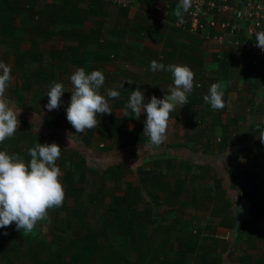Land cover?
I'll use <instances>...</instances> for the list:
<instances>
[{"label": "trees", "instance_id": "1", "mask_svg": "<svg viewBox=\"0 0 264 264\" xmlns=\"http://www.w3.org/2000/svg\"><path fill=\"white\" fill-rule=\"evenodd\" d=\"M81 2L83 1L43 0V5L39 8L37 0H0V42L7 45L8 53L14 57V68L23 71L31 63L38 62L40 70L33 74L49 89L54 77L50 73V67L44 64L46 59L48 62H58L54 66V75L55 71L62 67L68 71L70 66L76 65L78 68L83 67L86 72H91L116 61L121 44L104 37V33L123 39L126 29L118 19L117 12L120 8L115 7L116 14L103 2L91 1L87 2L86 6ZM140 4H144V0H141ZM111 13L115 15L111 17ZM24 14L27 19L21 17ZM39 17L46 18L47 26H43L41 21L36 24L31 21ZM111 18H114V21L110 20ZM88 20L91 21V26L86 30L85 24ZM108 20L113 23L109 24ZM50 24L56 30L49 29ZM44 33L48 37L42 39ZM28 35L31 47L26 50L21 44ZM50 36L64 40V45L61 48L51 45L48 52H43L41 42L49 40ZM254 59L257 60V64L253 65L264 66L260 58L254 56ZM28 87H30L28 83L23 85L24 89ZM114 89L119 91L117 86ZM102 90L103 86L100 92L105 95ZM64 94L66 101L61 108L63 116H66L71 93ZM109 105L113 113L100 116L98 128L76 133L67 121L64 135H60L66 137L68 144L67 136L72 134L66 147L71 146L81 153H86L85 149L94 138H97L107 147L99 148L104 156L97 162L88 161L92 165L85 164V167L101 177L117 174L116 177L120 180L131 173L136 177L138 185L134 186L128 182L124 194L117 195L104 189L98 180L94 181L96 188L93 189L92 183L85 179V174L65 168L63 182L66 197L63 205L66 216L59 221L55 214L49 213L47 233L50 241L18 232L13 229V225L0 228V264H185L186 260H190L189 264H221L223 259L220 253L214 248L205 249L201 246V242L198 241L199 235L195 232L174 230L171 226H165L170 224L167 221L149 230V225L157 219L158 193L170 189L172 195L178 196L180 191L185 189V178L178 174L180 170L178 160L172 156L155 158L150 165L148 162L146 165L148 167H144L141 158L131 157L133 155L131 150L135 151V146L139 142L143 143L145 138L142 134L124 131L118 126L117 113L125 109L126 102L118 98H109ZM131 116L132 114L128 112L126 118L129 119ZM37 133L39 132H24L20 128L14 137L6 139L2 143L3 146L0 145V150L11 145L13 154L21 155L27 162L30 160L28 149L37 142L50 143L45 133H42L43 141H37L35 138ZM126 133L135 142L131 144L129 142L133 140L129 142L126 140L125 146L116 149L115 142ZM121 144L122 142L119 145ZM62 165L61 168L64 167ZM206 165H199L198 176L193 174L198 182L203 183L207 177L209 168ZM170 177L173 178V187L167 182V178ZM222 191L216 190L220 198L216 196L211 201L215 207L214 213L217 212L216 215L220 218L219 226L234 228V216L228 217L226 213L227 210L231 212L232 203L230 199H223ZM144 192L148 198L144 196ZM208 196L211 197V192ZM68 198L71 199L69 202L66 201ZM190 203L191 201L181 202V206L187 207ZM252 207L253 205L250 213ZM94 209L98 216L89 223V219L85 218L86 214H90ZM223 212L224 214H221ZM242 228L243 223L236 231L233 245L235 248L239 245Z\"/></svg>", "mask_w": 264, "mask_h": 264}, {"label": "crops", "instance_id": "2", "mask_svg": "<svg viewBox=\"0 0 264 264\" xmlns=\"http://www.w3.org/2000/svg\"><path fill=\"white\" fill-rule=\"evenodd\" d=\"M117 13L120 22L127 28L124 33L126 47L124 49L123 45L116 61L108 64L111 70L105 82L119 88L120 101H127L134 88L143 91L146 103L153 95L162 99L169 94V89L173 87L172 75L168 71H151L150 62L153 60L165 65H187L195 74L193 91L188 94L189 103L181 108L177 106L171 113L173 119L169 121L167 135H173L172 142H164L158 149H153L146 137L143 143L139 142L135 146V151L131 150L132 157L139 159L143 152L148 154L145 160L142 159L146 166L158 158L154 157L156 153L165 152L166 157L172 156L178 160V174L182 177L186 179L183 172L191 170V178L200 183L197 189L201 191L203 183L198 182L193 174L198 176L199 165L207 164L209 170L205 180L212 176L213 185L210 192L224 190L223 199H230L232 203L231 212L226 211L228 217L234 216L233 206L240 200L248 199L250 208L253 205L249 218L241 222L243 230L239 245L233 247L236 235L233 228L218 225L220 218L217 212L214 213L213 202L204 201L205 198L210 199L208 192L197 189L190 200L181 202L191 201L188 206L205 202L207 208L201 213L196 212L195 216L191 213L182 220L180 230L199 232L201 246L216 249L223 259L221 264H264V143L259 138L264 132V66L253 65V52L243 51L229 43L207 41L201 34L185 32L166 22L152 20L142 4L120 8ZM205 70L206 79L200 87H196L199 75ZM217 82L223 85L225 107L214 110L205 103L203 97L208 94L211 84ZM122 84L123 87H120ZM5 96L11 104L22 109L18 117L19 129L32 128V133L43 125L46 128H41L46 131L44 133L48 140L53 132L64 133L65 124L47 126L48 122L39 112L22 104L21 94L13 99L8 98L7 92ZM124 108L118 112L125 116L127 109ZM39 118L42 123L38 126ZM134 133L145 135L139 131ZM63 138L66 139L65 136ZM85 150L87 165H92L89 163L97 162L104 156L99 148L88 146ZM184 192L186 185L178 197L182 198ZM215 193L214 198H220L219 192Z\"/></svg>", "mask_w": 264, "mask_h": 264}, {"label": "clouds", "instance_id": "3", "mask_svg": "<svg viewBox=\"0 0 264 264\" xmlns=\"http://www.w3.org/2000/svg\"><path fill=\"white\" fill-rule=\"evenodd\" d=\"M192 5V0H179L175 15L183 23V13ZM251 39V38H249ZM256 46L264 50V31L255 32ZM150 70L168 71L173 78V87L169 94L157 98L151 96L145 102L143 91L134 89L129 96L126 109L131 110V118L140 119L145 113L143 133L149 138L148 144L158 149L167 139L169 121L177 106L188 104V94L193 91L195 74L187 65L169 64L153 60ZM12 79L9 65L0 61V144L6 139L14 137L19 129L21 107L11 104L5 96ZM105 76L100 70L86 72L83 67L77 68L70 76L72 91L70 102L66 108V119L76 133L98 128L99 117L103 114H112L109 98L117 99L120 92L109 89L103 95L100 89L104 85ZM131 83L130 81H128ZM123 87V84L120 86ZM196 87H199L197 84ZM66 92L62 83L53 82L46 93L48 102L45 105L48 111L56 110L61 106L62 94ZM223 85L219 82L211 84L209 92L203 97L205 103L214 110L223 109ZM128 117V112H125ZM33 116V121H34ZM42 123L39 118V124ZM259 128L260 125H257ZM68 134L67 140L70 143ZM264 143V132L259 136ZM30 160L25 162L19 154H9L0 150V228H7L13 223L24 234H31L41 222L49 221V213L60 208L65 200L66 193L60 179L62 172L56 161L61 156V147L56 143H36L28 149Z\"/></svg>", "mask_w": 264, "mask_h": 264}, {"label": "rangeland", "instance_id": "4", "mask_svg": "<svg viewBox=\"0 0 264 264\" xmlns=\"http://www.w3.org/2000/svg\"><path fill=\"white\" fill-rule=\"evenodd\" d=\"M82 1H83V2H81L82 5L86 6L88 4L86 0H82ZM37 3H38L37 6L40 8L43 5V0H37ZM106 5H107V7H109L111 9V12H113V13L117 12V9L115 7L112 8L113 6L111 7V5H108V4H106ZM110 9H108V10H110ZM114 11H116V12H114ZM113 13H111L112 14L111 17H113L115 15ZM21 17L23 19L28 18L25 14L22 15ZM110 20L114 21V18H111ZM19 21H20V18L17 19V23H19ZM31 21L34 24L41 21V24L43 26H47L46 18L42 19L41 17H39L37 19L34 18ZM108 23L112 24L113 22L108 20ZM85 25H86L85 29L87 30V28L89 26H91V21L88 20ZM121 25L125 26V24H123V22H121ZM49 29L56 30V28H54V26H52L51 24H50ZM47 37L48 36H46L45 33L42 35V39L47 38ZM104 37L118 41L121 44V48L123 47L124 43H126V41H125L126 35L125 34H124V37L122 39L121 37L117 38V36L105 32ZM21 45H22V48L26 49V50L31 47L30 46L31 45L30 35H28L26 37V39L23 40ZM51 45H56V47L61 48L64 45V40L57 38L56 36H50L49 40H42V42H41L42 51L43 52L48 51L49 48L51 47ZM90 47H93V45H90ZM125 47H126V45H124V49H125ZM13 58L14 57L11 54H9L7 51V45L3 42H0V61L9 65L11 68L12 79L9 83V86H13V87H8L6 90V92L8 94V98L13 99L16 96L17 97L20 96V94H21L23 96L22 104L25 107H29L30 109H34L37 112H39V115L42 116L48 122L47 126H52V125L63 126L64 124H66L67 119H66V116H63V114H62V108H61L62 106H60L58 109L52 110V111H48L45 107V105L48 102V96L46 94L48 91L46 90L44 84L42 82H40V80L33 74L34 72H36V70L37 71L40 70L39 63L38 62L31 63L29 66H27L28 68H26L22 71L21 69L14 68ZM46 61H47V59H46ZM44 64L50 67V73L53 74L54 82L62 83L65 87V91L70 93L72 91V85L70 83V76L78 67L76 65H72L69 67V71L63 70L64 67H62V69H57L55 71V75H54V73H53L54 66H56L58 64V62L50 61V62H44ZM98 70L102 71L104 76L107 77L110 70H111V65H108V66L103 67V68L98 69ZM26 83H28L30 87L24 89L23 85ZM109 89H114V87L109 82H107V83L104 82L102 91L107 94V91ZM126 100L127 101L124 100V102H126V104H127L128 99H126ZM61 101H62L61 105L63 104V102L66 101V96L64 93L62 94ZM127 112H131V110L127 109ZM117 116H118V126L122 127L124 129V131L126 130V131H130V132H134V131L143 132L142 128L144 127V121L146 118L145 113L141 114V117L139 120H137L135 118H129L128 119L123 115V113H119V112H118ZM41 127L46 128L43 125ZM41 127L34 129V132L35 131L39 132V133L35 134V138L39 142L43 141L42 140V133L46 132ZM21 129H22V131L28 132V133H30L33 130L32 128H27V127H24V128L22 127ZM52 131H53V129H52ZM50 133H52V132H50ZM58 134H59V136H58ZM143 137L146 138L147 136L144 135ZM49 139H50V143H56L61 147V156L56 161V164L58 167L61 164H63L62 166H64V167L60 168L61 172H62L60 179H61L63 185H64L63 173H64L65 168H67V169L71 168V169H74L75 171H78L79 173H83V175L85 174L84 175L85 179L87 178L88 183H92L91 185H93V189L96 186V182H94V181L98 180L105 187L104 189L110 191L111 193H115L117 195L118 194L119 195L124 194V189H125L128 182H131L132 185H137L138 181H137L135 176L131 175V173H128L124 177V179L120 180L116 177L117 174H107V175H104L103 177H101V175L98 176L97 174H94L92 172V170H88L87 167H85V164H86L85 155H87V154L81 153L78 149L72 148L71 146L66 147L68 144H66V140L63 139V136H61L60 133H54L53 132L52 136H50ZM126 140L128 142L130 140H133L132 142H129L131 144L133 142H135V140L132 139L126 133V134H122L120 140L115 142L114 147H116V149H118V150L121 149L123 146L126 145V142H125ZM172 140H173V135H171V134L167 135V139H166L165 143L172 142ZM216 141L220 142L217 139H216ZM121 142H122V144L119 145ZM0 145L3 146V144H0ZM90 146L92 148H101V147L107 148L106 145H104L103 143H100L97 140V138H94V140L91 141ZM11 147H12L11 145L8 147L4 146L3 150L7 151L9 154H13ZM63 147H66V148H63ZM68 148H70V149H68ZM139 155H140V153H139ZM147 156H148V154L143 152V154L140 155L139 157H141V159L145 160ZM155 156L162 158V157H166L167 153H165V152H162L160 154L156 153L154 155V157ZM147 160H149V159H147ZM151 160H152V158H151ZM252 164H254V163H252ZM144 167H148V166H145V164H144ZM185 171L186 172H183V174L186 175L185 176L186 177V179H185L186 192L182 193V198L180 196L178 197V196L172 195L170 189L163 190V191H160L158 193V197L159 196L160 197L158 198L159 205L156 206V210H157L156 218L157 219H154V222L151 223V225H149L150 231L153 230L155 227H157V225L159 223H163L164 221H168L169 219H170V224H167L165 226H171V228H173L174 230L182 229V225H180L182 220L189 217L191 213H192V216H195L196 212L200 211V213H201L203 210H205L207 208V207H205V202L202 203L201 205H198V206L190 205L187 208H184V207L182 208V206L180 205L181 201L190 200L191 196L195 193V190L197 189V184L200 185V183H197L196 181L192 180L191 170H185ZM210 177H212V176H210ZM210 177L207 178V180H205L203 182L204 187L202 188V191L200 189H197L198 191L204 192V193L208 192V194H210V191L213 188L212 187L213 186L212 181H211ZM167 180H168L167 182L169 183V186L173 187V178L170 177V178H167ZM215 192L216 191L212 190L211 197H210L211 199L205 198L204 201L208 200L211 202L214 198V194L216 195ZM144 196H146V198H148V196L145 192H144ZM70 200L71 199L68 198L66 201L69 202ZM64 207L65 206L62 205L60 208L54 209L51 211L52 214L56 215V217L59 219V221H60V219L65 218V216H66V209ZM97 214L98 213L95 212V209H94L90 212V214H86L85 218L89 219L88 221L90 223L91 221H93L92 220L93 218L98 216ZM12 225H13V229H16V231L21 232L20 230H18L16 228L14 223ZM47 227H48L47 221L41 222L40 224L37 225V228L33 231V233H31V235H36L38 239L42 238L44 241L48 242V241H50V236L47 233ZM187 228L189 229V227H187ZM71 230H69L70 233H71ZM192 232H194V231H192ZM196 234H200V233L197 232ZM189 261L190 260H186L185 264H189Z\"/></svg>", "mask_w": 264, "mask_h": 264}, {"label": "built area", "instance_id": "5", "mask_svg": "<svg viewBox=\"0 0 264 264\" xmlns=\"http://www.w3.org/2000/svg\"><path fill=\"white\" fill-rule=\"evenodd\" d=\"M86 1H100L121 9L141 3V0ZM178 3L179 0H144L142 5L152 20L201 34L207 41L229 43L243 51L253 52L264 64V50L255 43V32L264 31V0H192L190 9L183 13V23L175 15ZM253 64H257L256 59ZM205 79L206 70L199 75L196 85L201 86Z\"/></svg>", "mask_w": 264, "mask_h": 264}, {"label": "water", "instance_id": "6", "mask_svg": "<svg viewBox=\"0 0 264 264\" xmlns=\"http://www.w3.org/2000/svg\"><path fill=\"white\" fill-rule=\"evenodd\" d=\"M233 211L235 217L233 232L236 233L241 222L248 219L250 216V201L248 199L240 200L233 206Z\"/></svg>", "mask_w": 264, "mask_h": 264}]
</instances>
